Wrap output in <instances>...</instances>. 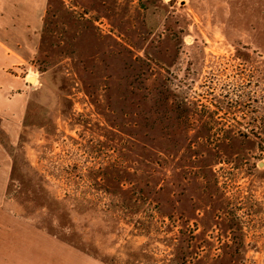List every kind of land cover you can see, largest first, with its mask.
I'll use <instances>...</instances> for the list:
<instances>
[{
    "label": "rangeland",
    "instance_id": "obj_1",
    "mask_svg": "<svg viewBox=\"0 0 264 264\" xmlns=\"http://www.w3.org/2000/svg\"><path fill=\"white\" fill-rule=\"evenodd\" d=\"M11 4L0 264H264V0Z\"/></svg>",
    "mask_w": 264,
    "mask_h": 264
},
{
    "label": "crops",
    "instance_id": "obj_2",
    "mask_svg": "<svg viewBox=\"0 0 264 264\" xmlns=\"http://www.w3.org/2000/svg\"><path fill=\"white\" fill-rule=\"evenodd\" d=\"M11 0H0V28L2 27V21H4V17L5 15L3 14L4 12H8L10 14L11 20H12V10H11ZM7 16V15H6ZM11 24V23H10ZM12 26V24L10 25ZM1 31V30H0ZM17 43V41H16ZM4 44H6V39L2 38V36L0 35V60L5 56V57H10L13 58V56L16 54L15 50L17 46L13 45H7L4 46ZM16 57V56H15Z\"/></svg>",
    "mask_w": 264,
    "mask_h": 264
},
{
    "label": "bare ground",
    "instance_id": "obj_3",
    "mask_svg": "<svg viewBox=\"0 0 264 264\" xmlns=\"http://www.w3.org/2000/svg\"><path fill=\"white\" fill-rule=\"evenodd\" d=\"M30 81H31V82H33V81H34V79L31 77V78H30Z\"/></svg>",
    "mask_w": 264,
    "mask_h": 264
}]
</instances>
